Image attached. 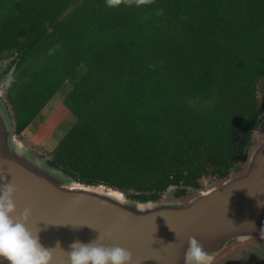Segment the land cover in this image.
<instances>
[{"label": "trees", "instance_id": "obj_1", "mask_svg": "<svg viewBox=\"0 0 264 264\" xmlns=\"http://www.w3.org/2000/svg\"><path fill=\"white\" fill-rule=\"evenodd\" d=\"M7 60L17 135L72 85L76 122L47 166L141 203L172 188L184 199L247 169L264 115V0H0Z\"/></svg>", "mask_w": 264, "mask_h": 264}, {"label": "water", "instance_id": "obj_2", "mask_svg": "<svg viewBox=\"0 0 264 264\" xmlns=\"http://www.w3.org/2000/svg\"><path fill=\"white\" fill-rule=\"evenodd\" d=\"M12 72L0 76V185L15 188L17 214L30 209L28 227L40 229L43 245L59 240L68 249L73 240L87 243L100 232L106 245L129 250L134 264H185L189 237L199 239L213 259L231 242L263 231L264 138L251 152L246 171L220 186L187 202L141 203L104 186L67 179L23 149L1 103ZM53 257L54 264H66L59 249ZM0 264L8 262L0 259Z\"/></svg>", "mask_w": 264, "mask_h": 264}, {"label": "clouds", "instance_id": "obj_3", "mask_svg": "<svg viewBox=\"0 0 264 264\" xmlns=\"http://www.w3.org/2000/svg\"><path fill=\"white\" fill-rule=\"evenodd\" d=\"M121 0H105L106 6H116ZM139 7L145 0H126ZM162 11V10H161ZM51 53V49L49 50ZM15 188L0 185V259L8 264H54L53 250L66 255V264H134L132 253L119 245L108 246L99 235L87 243L73 240L68 249L59 240L54 246L40 241V229L28 227L31 211L25 208L17 214L14 201ZM172 243V242H169ZM185 264H211V255L196 237H189L185 249Z\"/></svg>", "mask_w": 264, "mask_h": 264}, {"label": "rangeland", "instance_id": "obj_4", "mask_svg": "<svg viewBox=\"0 0 264 264\" xmlns=\"http://www.w3.org/2000/svg\"><path fill=\"white\" fill-rule=\"evenodd\" d=\"M9 61L10 60H7L1 63V65L7 63L4 66H0L1 77H4L9 72ZM11 76L12 74L8 75V81L3 86V100L1 101V103L2 108L6 112L7 118L12 122L13 120L9 117L8 111L6 109V104L4 102L6 101V103H8L7 86ZM71 90L72 85L70 83H66L61 88V90L51 99V101L46 105V107L41 111L36 119L22 133V135L16 134L15 127L12 124L16 141L23 146V149L29 150L28 152L30 153V155H32L34 158L42 160L45 164L47 161V156L44 154V151L49 153L52 152V150L57 147L62 138L67 134V132L73 127L76 122V119L72 112L65 105H63V100ZM263 91L264 87L261 85L259 89L260 98H262V96L264 95ZM9 120L8 123L10 122ZM254 137L256 141L253 149L264 138V115L259 129L254 133ZM61 174L63 177L70 179L65 174H63L62 171ZM235 176L237 175L233 174L231 178ZM222 183L223 182L215 178L206 177L202 182L203 191L191 190V194L189 195V197L177 200L173 197L175 188H172L164 193L159 201L187 202L199 196L200 193L218 187ZM211 264H264V232L262 234L260 233L256 237L231 242L211 260Z\"/></svg>", "mask_w": 264, "mask_h": 264}, {"label": "flooded vegetation", "instance_id": "obj_5", "mask_svg": "<svg viewBox=\"0 0 264 264\" xmlns=\"http://www.w3.org/2000/svg\"><path fill=\"white\" fill-rule=\"evenodd\" d=\"M264 232V230L261 232V234Z\"/></svg>", "mask_w": 264, "mask_h": 264}, {"label": "crops", "instance_id": "obj_6", "mask_svg": "<svg viewBox=\"0 0 264 264\" xmlns=\"http://www.w3.org/2000/svg\"><path fill=\"white\" fill-rule=\"evenodd\" d=\"M22 135V134H21Z\"/></svg>", "mask_w": 264, "mask_h": 264}]
</instances>
